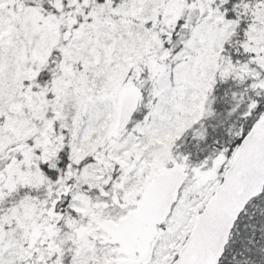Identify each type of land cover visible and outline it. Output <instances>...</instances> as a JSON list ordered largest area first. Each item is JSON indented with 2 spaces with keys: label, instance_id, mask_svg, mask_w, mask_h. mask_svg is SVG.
Returning <instances> with one entry per match:
<instances>
[{
  "label": "snow or ice",
  "instance_id": "obj_1",
  "mask_svg": "<svg viewBox=\"0 0 264 264\" xmlns=\"http://www.w3.org/2000/svg\"><path fill=\"white\" fill-rule=\"evenodd\" d=\"M0 264H264V0H0Z\"/></svg>",
  "mask_w": 264,
  "mask_h": 264
}]
</instances>
